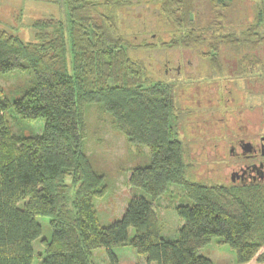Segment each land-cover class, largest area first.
<instances>
[{"label": "trees", "instance_id": "obj_1", "mask_svg": "<svg viewBox=\"0 0 264 264\" xmlns=\"http://www.w3.org/2000/svg\"><path fill=\"white\" fill-rule=\"evenodd\" d=\"M244 1L65 0L69 47L58 18L35 19L32 41L0 27V73L29 68L35 78L12 101L0 88V264H32L36 241L43 246L38 264H95L92 251L101 247L108 264H119L117 245L135 249L145 264H213L198 250L214 237L234 250L237 263L264 262V182L206 184L187 178L192 166L170 117L177 107L175 87L152 80L143 62L127 53L130 45L194 50L219 76L228 57L235 78L264 84V0H252L247 22ZM133 6L154 10L164 38L148 33L137 43L135 33L124 37L118 11ZM195 94L188 98L207 102L203 93ZM94 102L150 154V163L131 168L126 178L148 197L132 195L121 217L105 226L98 223L93 198L106 186L82 149L85 106ZM39 119L41 131L25 134ZM222 119L197 117L193 135L210 134ZM169 183L182 185L191 200L175 205L180 223L173 239L160 234L155 202ZM39 215L50 217L48 240L40 237Z\"/></svg>", "mask_w": 264, "mask_h": 264}, {"label": "rangeland", "instance_id": "obj_2", "mask_svg": "<svg viewBox=\"0 0 264 264\" xmlns=\"http://www.w3.org/2000/svg\"><path fill=\"white\" fill-rule=\"evenodd\" d=\"M251 4L252 0L244 1L246 8L243 11V22H247L252 16ZM153 11L141 12L138 6H133L132 10L127 12L118 11V21L124 37L129 40L135 33L134 39L137 43L144 42L148 33L156 36L158 34L160 39L164 38L163 21L159 20ZM48 17L63 21L66 45L69 47L65 0H0V27L18 35L23 41L34 39L32 22L35 19ZM127 53L129 57L143 62L152 80L169 82L175 87L177 107L170 117L175 135L184 148V160L189 161L192 166L186 170L185 176L206 184L229 183L227 177L230 167L222 163L216 165L215 162L228 160L227 147L230 140L239 137L258 139L264 135V84L256 80L248 82L243 78H235L234 62L228 57L223 58L224 73L219 76L213 74L207 61L194 50H184L181 47L145 49L130 45L127 47ZM34 80L29 68L0 73L1 94L12 101L31 87ZM198 91L205 95L206 103L201 100V103L196 104L188 98L196 95ZM183 98L188 102L183 101ZM11 111L9 109L8 113ZM233 113L240 114L233 119ZM211 115L223 118L221 123H218L219 127L196 139L193 135L196 132L192 127L193 121L199 116L203 118ZM206 119H203L202 124ZM85 121L86 136L82 141V149L93 170L103 176V184L106 186L101 196L93 198L98 223L105 226L121 217L132 195L148 197L141 188L129 186L126 178L131 168L148 165L150 154L146 145L128 140L115 127L111 113L102 103L86 104ZM42 125L43 121L37 120L28 127L25 134L39 133ZM215 140L218 141V156L214 153ZM155 202L160 234L162 237L172 238L177 234L180 223L175 205L190 204L191 200L186 196L182 185L169 183ZM36 220L41 225L40 237L48 240L51 236L50 217L39 215ZM132 234L133 228H129L128 235ZM33 249L32 264H38L36 253L42 252L43 246L36 241ZM113 251L120 264H129L130 252L138 258L141 256L128 245H117L113 247ZM198 251L210 257L213 264H236L234 250L219 237L212 238ZM91 258L95 264H108L106 250L102 247L93 250ZM249 263L264 264L254 259Z\"/></svg>", "mask_w": 264, "mask_h": 264}, {"label": "flooded vegetation", "instance_id": "obj_3", "mask_svg": "<svg viewBox=\"0 0 264 264\" xmlns=\"http://www.w3.org/2000/svg\"><path fill=\"white\" fill-rule=\"evenodd\" d=\"M217 142L215 140L213 144L215 156H218L216 154L218 151ZM246 142L249 145H245ZM227 154V161H216L215 163L216 165L222 163L230 167L227 177L230 183L264 182V135L259 136L258 139L239 137L230 140ZM221 155L223 154L221 153Z\"/></svg>", "mask_w": 264, "mask_h": 264}, {"label": "crops", "instance_id": "obj_4", "mask_svg": "<svg viewBox=\"0 0 264 264\" xmlns=\"http://www.w3.org/2000/svg\"><path fill=\"white\" fill-rule=\"evenodd\" d=\"M177 236V234H175L172 238H170V239H173V238H175ZM130 254H131V258H130V262H129V264H145V258H144V256L143 255H141L139 258L136 256V255H134L132 252H130ZM120 261V260H119ZM250 262V261H249ZM249 262H247V263H244V264H250ZM120 264V263H119ZM236 264H240V263H237L236 262Z\"/></svg>", "mask_w": 264, "mask_h": 264}, {"label": "water", "instance_id": "obj_5", "mask_svg": "<svg viewBox=\"0 0 264 264\" xmlns=\"http://www.w3.org/2000/svg\"><path fill=\"white\" fill-rule=\"evenodd\" d=\"M245 145H249V143L246 142Z\"/></svg>", "mask_w": 264, "mask_h": 264}]
</instances>
